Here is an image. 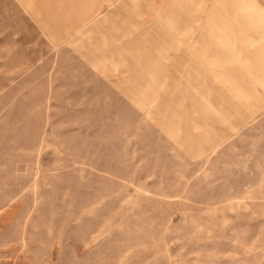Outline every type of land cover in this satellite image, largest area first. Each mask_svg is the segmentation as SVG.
I'll return each mask as SVG.
<instances>
[{
    "label": "rangeland",
    "instance_id": "374dc122",
    "mask_svg": "<svg viewBox=\"0 0 264 264\" xmlns=\"http://www.w3.org/2000/svg\"><path fill=\"white\" fill-rule=\"evenodd\" d=\"M46 9L0 0V264H264V0Z\"/></svg>",
    "mask_w": 264,
    "mask_h": 264
},
{
    "label": "crops",
    "instance_id": "0c3cea01",
    "mask_svg": "<svg viewBox=\"0 0 264 264\" xmlns=\"http://www.w3.org/2000/svg\"><path fill=\"white\" fill-rule=\"evenodd\" d=\"M89 1L92 2L89 11L82 10L78 16H76V17L73 16V18H69L67 13H63L62 15H58L54 19H50V16L52 14L51 12H52L53 8H57L60 11L62 8L65 7L64 5L75 4V5H79L80 6L81 3H80V0H60V1H56V0L55 1L54 0L47 1V0H44V5L47 6V9H46L44 14H46L49 18H45L44 19V14H42L40 16V18H39L40 22L43 25H45V26H49L51 29H54V30L62 29L63 33H67L69 25H73V24L77 25V24H79L81 22L84 23L82 20L89 19V16L92 17L93 15L97 14L99 5H102L103 2L111 1V0H89ZM107 4H109V3H106V5ZM91 21H92V19H90L89 21H85L84 24L87 23L85 25V27L86 26L88 27V25H90Z\"/></svg>",
    "mask_w": 264,
    "mask_h": 264
}]
</instances>
